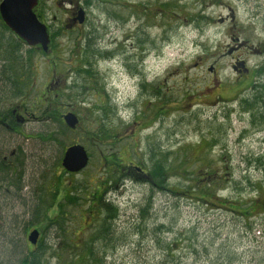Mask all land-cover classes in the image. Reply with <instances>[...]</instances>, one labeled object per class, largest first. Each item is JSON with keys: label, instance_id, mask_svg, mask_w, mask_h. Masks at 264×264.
<instances>
[{"label": "rangeland", "instance_id": "1", "mask_svg": "<svg viewBox=\"0 0 264 264\" xmlns=\"http://www.w3.org/2000/svg\"><path fill=\"white\" fill-rule=\"evenodd\" d=\"M39 3L48 52L14 37L0 16V49L13 43L26 56L17 96L0 51V113L17 118L15 131L0 126V150L15 151L17 165L0 179L1 259L19 264L15 242L27 253L38 229L46 264H264V118L242 108L264 61V0ZM81 8L85 21L70 27ZM38 100L52 104L49 117ZM104 126L114 137L98 139ZM76 143L89 163L68 173L62 159ZM160 163L162 188L123 176L128 165ZM100 185L117 210L110 242L99 238L107 213L92 202ZM41 197L48 215L37 217ZM251 198L248 220L235 203Z\"/></svg>", "mask_w": 264, "mask_h": 264}, {"label": "trees", "instance_id": "2", "mask_svg": "<svg viewBox=\"0 0 264 264\" xmlns=\"http://www.w3.org/2000/svg\"><path fill=\"white\" fill-rule=\"evenodd\" d=\"M40 4V3H39ZM39 7V6H38ZM4 29L6 31H10V29L6 26L3 25ZM3 37V36H2ZM14 47L13 43H2V46L0 49V51H2L4 55L3 61H6V64L4 66V71H1L2 77L5 79H3L6 83V85L9 84V86H12V90L14 91V95L17 96H21L24 92H25V84L23 83L24 80H20V77H18V75H21L22 72V61L26 58V56L19 51V47L15 45L16 48H11ZM93 48V44L91 43V38H89L88 40V45H87V50L90 51V49ZM1 54V53H0ZM2 55V54H1ZM13 62V64H12ZM10 66L9 69H7L8 71H6V67ZM27 68V67H25ZM29 72L30 75V70H31V66L29 64V69H26ZM85 73H88L90 75V69H84ZM14 73V76H13ZM7 75L9 76V80H10V76H11V82H13L12 84L9 83V80L7 78ZM256 77L260 78V80L257 82L255 81L254 83H252V85L249 87L253 94L249 97L243 98L242 99V108L245 111H248L252 114L253 118L256 117L257 120H259V117L264 118V61L260 64V66L256 69ZM39 102L42 103V107H44V109H46V111L44 112L43 118L45 117H49L48 114H50L49 112H51L52 107H50V105L52 104H47L46 102H44L43 100H38ZM1 115V113H0ZM50 139L55 138L54 134L50 133L49 134ZM99 140H106L108 138H112L114 137L113 134L110 133L108 127L104 126L102 127V129L100 130V132L97 135ZM115 157L116 155H111V157ZM141 167V166H140ZM1 168L4 169V165H1ZM4 172L7 174V172L4 169ZM155 179L154 181L157 182L158 184H161V188H162V184L164 183V178H165V167L160 163L159 165H157L152 171H148ZM112 180V179H111ZM212 181L210 183H208V189L205 188L206 191H209V188L212 186ZM75 190V189H74ZM103 187L97 186V188L95 189L94 195H93V199L92 202L94 200H96L99 203V208H101L102 210H104L107 213V217L104 219V223L101 226V231H100V237L99 238H104V240H106V242H110L112 241V235L114 232V227L113 224L111 222L112 219L117 217V210L113 207V205H111L112 202L107 201L105 199V195L107 194V192L109 191L108 188L104 189V191L102 192ZM70 193H72V191H70ZM70 197H73L69 194ZM256 201V199H248L246 201H241V202H236L235 203V207H237V212H239L241 214V216L244 219H250L253 217V211L252 209L254 208V202ZM42 197H41V202L40 205L38 206V208L35 209V215L37 217H41L47 210L44 209V207L41 208L42 206ZM257 202V201H256ZM262 204H264V200L260 201ZM233 204V203H231ZM260 204V203H259ZM60 207H62V205H60ZM149 209H152L149 208ZM149 209H143V216H147L148 215V210ZM236 210V209H234ZM46 214L48 215V212H46ZM247 223V222H246ZM56 224L58 226H60L62 229L63 227V220L60 219L59 221L56 220ZM31 225V224H30ZM33 226V225H32ZM157 231L159 233H164L165 231L168 230V227L165 224H158L156 227ZM3 230L2 227H0V231ZM15 242V241H14ZM21 242V243H20ZM14 244V243H12ZM11 244V245H12ZM14 249L17 250H21V257H20V262L19 264H46L47 261L45 259H43V254L46 252L47 249V245L45 244L44 241H40L39 244L37 245V247L34 249L33 252H30L29 250H27L26 252H22V249L24 247L23 244V240H19L18 243L15 242L14 244ZM13 249V247H12ZM0 264H7L5 259H1V255H0Z\"/></svg>", "mask_w": 264, "mask_h": 264}, {"label": "water", "instance_id": "3", "mask_svg": "<svg viewBox=\"0 0 264 264\" xmlns=\"http://www.w3.org/2000/svg\"><path fill=\"white\" fill-rule=\"evenodd\" d=\"M38 5L39 0H1L0 15L6 26L27 45L30 47L40 45L44 52H48L51 42L50 33L47 25L36 13ZM76 20L80 23L85 21V11L82 8L78 10ZM233 67L236 71H248L244 62H238ZM63 119L71 129H75L80 123L79 117L73 112L66 113ZM88 163L89 155L83 145L76 143L67 147L62 159V165L67 172H80ZM39 238L38 229L30 231L27 237L32 245H37Z\"/></svg>", "mask_w": 264, "mask_h": 264}, {"label": "flooded vegetation", "instance_id": "4", "mask_svg": "<svg viewBox=\"0 0 264 264\" xmlns=\"http://www.w3.org/2000/svg\"><path fill=\"white\" fill-rule=\"evenodd\" d=\"M73 16L74 17L71 18V23L69 25L70 27L78 25V23L76 21V17L77 16L75 14H73ZM11 34H13L14 37H16L22 43L24 42L19 36H17L12 31H11ZM35 48L40 49L41 47L40 46H36ZM12 64H13V62H12ZM9 68H10V66H7L6 70L9 69ZM7 78L9 80V76L8 75H7ZM9 83H11V76H10ZM14 113H15V110L11 111L7 115H2L1 114L0 115V126L1 127H5L9 131H15L16 127L14 125H15V121H16L17 118H15ZM7 153L8 152H6V151L4 152L3 150H0V154L3 155V157H2L3 159H1V156H0V179H7V176H4L5 175L4 169H5L6 172L9 169H11L14 172V174L17 172V171H15L16 170L15 168L17 167V165H15L13 163V159L16 156V152L15 151H11V155L10 156H8ZM9 157H11V158L9 159ZM1 165H4V169L1 168ZM123 176H127L128 178H131L132 180H135V181L140 182V183L142 182V184H149V185H153V186H155L157 188H161V186H159V184L154 181L155 178L148 172V170H146L143 167L137 166L135 164L128 165L126 167V170L123 171ZM13 179H15V177ZM30 245L31 246L29 247V251L33 252L34 249L37 247V245H32V244H30Z\"/></svg>", "mask_w": 264, "mask_h": 264}, {"label": "bare ground", "instance_id": "5", "mask_svg": "<svg viewBox=\"0 0 264 264\" xmlns=\"http://www.w3.org/2000/svg\"><path fill=\"white\" fill-rule=\"evenodd\" d=\"M65 219H66V215L64 214V215H62ZM64 218H62V220H64ZM61 218H59V220H60ZM64 222V221H63ZM32 231V230H31ZM41 233V232H40Z\"/></svg>", "mask_w": 264, "mask_h": 264}]
</instances>
